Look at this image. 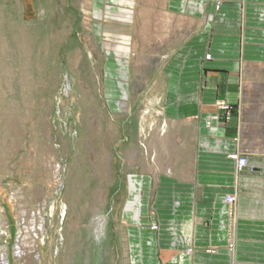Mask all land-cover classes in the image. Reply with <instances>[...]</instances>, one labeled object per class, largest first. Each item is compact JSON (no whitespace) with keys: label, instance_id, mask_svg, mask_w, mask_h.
I'll use <instances>...</instances> for the list:
<instances>
[{"label":"rangeland","instance_id":"obj_1","mask_svg":"<svg viewBox=\"0 0 264 264\" xmlns=\"http://www.w3.org/2000/svg\"><path fill=\"white\" fill-rule=\"evenodd\" d=\"M165 4L0 0V264L144 262L188 166Z\"/></svg>","mask_w":264,"mask_h":264},{"label":"crops","instance_id":"obj_2","mask_svg":"<svg viewBox=\"0 0 264 264\" xmlns=\"http://www.w3.org/2000/svg\"><path fill=\"white\" fill-rule=\"evenodd\" d=\"M165 2L183 22L173 88L188 166L156 202L174 205L157 208L159 231L136 238L149 243L142 264H264V0Z\"/></svg>","mask_w":264,"mask_h":264},{"label":"bare ground","instance_id":"obj_3","mask_svg":"<svg viewBox=\"0 0 264 264\" xmlns=\"http://www.w3.org/2000/svg\"><path fill=\"white\" fill-rule=\"evenodd\" d=\"M130 12H131V11H130ZM130 17H131L130 15L124 14V18H128V20L123 19V17H122L121 19H123V20L126 22V21H129V20H130ZM115 18H116V17H115ZM119 18H120V17H119ZM131 20H132V19H131ZM124 21L121 20V22H123V23H124ZM126 23H127V22H126ZM119 25H120V24H119ZM127 25H128V24H127ZM131 26H132V25H131ZM119 27H120V28H118V29H119L120 31H124V30H126V29L124 28V27H125L124 25H120ZM129 27H130V26H129ZM126 32H127V31H126ZM121 33H122V32H121ZM120 38H121V37H120ZM122 38H123V37H122ZM124 38H125V37H124ZM129 39H130V38H129ZM115 41H116V40H115ZM130 41H131V40H130ZM130 41H129V42H130ZM129 44H130V43H129ZM105 46H107V45H105ZM108 46L110 47V45H108ZM112 47H113V46H112ZM117 47H118V46H117ZM121 47H122V46H121ZM119 48H120V47H119ZM122 48H123V47H122ZM125 48H126V47H125ZM115 49H116V48H115ZM121 51H122V50H121ZM121 51H120V52H121ZM128 51H129V50H128ZM116 52H117V51H116ZM119 57H120V54H119ZM122 108H123V107H122ZM225 203H226V204H229V203H227V202H225ZM27 231H28V230H27ZM42 232H43V231H42ZM36 243H37V242H36ZM36 243H35L34 240L32 241L33 248L36 247ZM35 249H36V248H35ZM22 252H23V251H22ZM19 255H20V254H19ZM29 259H30V258H29ZM2 261H3V264H8V261H7V259L5 258V255L2 256Z\"/></svg>","mask_w":264,"mask_h":264},{"label":"built area","instance_id":"obj_4","mask_svg":"<svg viewBox=\"0 0 264 264\" xmlns=\"http://www.w3.org/2000/svg\"><path fill=\"white\" fill-rule=\"evenodd\" d=\"M230 158L233 159V160H235L236 166H237L238 169H241V168H243V167L246 166L245 158L238 157L236 155H232V156H230ZM225 202L231 204L233 202V198L227 197L226 200H225Z\"/></svg>","mask_w":264,"mask_h":264}]
</instances>
